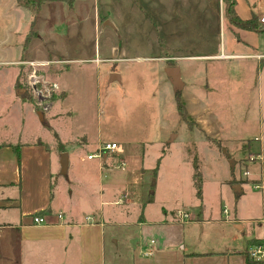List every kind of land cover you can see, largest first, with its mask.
<instances>
[{
  "label": "rangeland",
  "instance_id": "374dc122",
  "mask_svg": "<svg viewBox=\"0 0 264 264\" xmlns=\"http://www.w3.org/2000/svg\"><path fill=\"white\" fill-rule=\"evenodd\" d=\"M94 1L100 17L114 19V27L103 28L104 23L95 26ZM85 4L87 19L84 12L72 15L64 0H44L35 18L16 0H0V111L9 99L4 91L19 70L15 62L42 51L58 61L46 69L47 64L20 69L19 79L25 78L29 87L27 96L36 104L28 85V76L35 70L48 79L56 75L77 87V93L70 92L65 100H60L59 91L52 92L50 114L37 106L42 116L46 113L45 121H40L42 139L55 145L57 156L64 148L70 156V168L65 172L61 169V176L57 170L54 176L56 197L69 204L72 195L82 214L104 208L108 232L123 238L117 247L126 253L121 264H130L127 242L136 235L129 222L141 214L150 220L175 219L180 217L178 212L193 211L196 217L215 222L203 225V230L208 228L216 238L213 247L228 245L229 232L242 238L237 245L242 244L245 235L241 230L230 223L227 233L222 234L220 224L241 220L252 237L254 226L264 219V55L257 56L264 54L262 35L230 23L220 0L208 3L207 8L201 4L194 15L178 18V27H194L196 36L197 31L203 32L199 43L185 42L181 36L185 47L170 50L175 60L166 63L180 66L185 88L178 91L183 93L192 120L189 125L179 120L163 63L150 59L164 52L156 44L162 27L160 7L153 8V0H89ZM239 4L240 16L256 15L260 21L264 17V0H239ZM190 27L185 34L192 32ZM34 29L43 38L35 40L37 47L28 48V41L39 36ZM240 35L243 40L246 35L255 48H248L239 40ZM205 39L210 44L208 51L200 48ZM113 46L116 50L112 52ZM105 51L116 57L114 62L100 60ZM206 51L248 56L188 57ZM111 68L122 78L110 82ZM199 117L204 124L197 122ZM84 139L88 140L82 148L85 151L75 149ZM111 141L119 144L117 155L103 167L99 158H87L100 142ZM123 154L138 158L131 157V164L139 166L142 161V170L133 171L130 162L124 165L119 160ZM82 155L85 161L80 160ZM195 162L202 172V198L195 185ZM245 171L249 172L246 176ZM231 183L241 184L242 194L237 195ZM257 183L261 188H256ZM115 217L119 225L114 224ZM114 249L108 241V264H113Z\"/></svg>",
  "mask_w": 264,
  "mask_h": 264
},
{
  "label": "crops",
  "instance_id": "0c3cea01",
  "mask_svg": "<svg viewBox=\"0 0 264 264\" xmlns=\"http://www.w3.org/2000/svg\"><path fill=\"white\" fill-rule=\"evenodd\" d=\"M64 1L67 2L72 15L75 12L78 14L84 12L83 15L86 19L88 18L85 3L89 0H74L71 5L68 0ZM212 1L216 2V0H153V4H151L155 9H157V6L160 7L162 27L160 37L157 36L158 41H156V44L157 48L160 47L164 52L160 50L161 55L150 59L163 63V69L166 70V77L171 83L174 97L178 90L185 88V83L182 80L179 64L178 66H166L167 61L175 60L170 50L180 51L181 48L185 47L184 42L181 41V36H184L185 42L199 43L203 34V32L197 31L199 36H196L194 27H178V25H181L177 23L178 18L181 20V16H192L195 8L199 10L201 4L207 8L208 3ZM94 3L95 26L104 23L103 28H105L109 26L105 23L111 22L114 27V19L107 16L101 18L96 1ZM219 5L223 6L224 10L223 0H220ZM239 6V0H237V13H239ZM241 18L248 19L249 17L243 15ZM189 27L192 32L185 34ZM35 31L39 33V36L37 35L38 39L31 38L27 43L28 48L34 45V47H37L38 44H35V40L43 38L37 29ZM244 36H242L243 40L240 35L239 40L244 42L248 48H255L256 45L252 41H248L246 35ZM204 41L202 47L200 46L201 50H207V48L209 50L210 44L206 39ZM58 48L61 49V47ZM114 50H116L115 46H113L112 52ZM207 51L188 57L220 59L221 57L240 58L248 56L247 53L218 54ZM65 52L67 56H71L70 52ZM98 53H100V47ZM107 54L109 53H106L100 60L106 63L114 62L116 57L111 52L110 55ZM263 55L258 54L257 56L260 58ZM65 60L78 59L66 57ZM262 60L263 58H261ZM57 61V58H49L45 51L32 58L23 57L21 61L15 62L19 65L18 73L13 84L9 86L7 91H4V96L9 97V99H6L7 106H3L0 111V264H108L106 259L108 241L116 247L114 249L115 259L113 264H121L122 255L126 253L124 254L117 247L123 238L117 232H108L104 208L102 207L100 211L93 210L88 214L83 213V215L78 204L72 200V195L68 199L69 204L63 203L62 198L58 200L56 197L54 176L57 175V170L59 171L58 175L61 176V155L65 150H59V156H57L54 151L55 145H50L42 139L40 121L45 119L46 113L48 114L52 108L45 114L43 113L44 116H42V112L35 104L34 98L27 96L29 87L26 86L24 77V79H19L21 74L19 71L24 68L29 69V66H32L31 62L38 64V67L47 64L45 67L43 65L46 69ZM172 68L179 69V87L174 84L175 78ZM109 74L111 76L115 75L114 81L117 80V77L120 78L121 76L122 78V75L112 68L109 70ZM49 78L59 84V92L65 96L60 100L68 98L70 92L77 93V89H75L77 87L74 84L65 82L56 75H51ZM87 78L90 79L89 76ZM18 83L23 86L18 87ZM83 86L85 88V85ZM197 122L204 124L201 117L198 118ZM87 142V139L82 140L81 143L75 145V149L80 148L85 151L82 148ZM72 143L74 144L76 141ZM15 145H20V157L14 149ZM92 153L94 152L88 153L87 158ZM116 153V151H110L105 154L104 158L100 160V168L107 164L109 159L115 158ZM131 157L123 154L119 160L124 165H128L130 162L129 165L133 167V171H141L143 162L139 161V166L135 163L131 164ZM133 159L138 160L137 157ZM133 159L132 161H134ZM80 160L85 161V156H80ZM70 163V156H68V169ZM83 184L86 185L87 182L83 181ZM185 212L190 215L188 219L184 217H176L175 219L161 217L150 220L141 214L135 219L136 221L129 222L134 235H136L133 239L129 238L127 242V255L130 264H250L246 260L245 253L251 248L248 244L251 237H249V233H247L241 220H223L220 224L222 225L220 233H227L228 224L233 223V227L241 230L245 235L242 244L237 245L242 238L229 232L228 245L216 248L212 246L216 241L215 236H211L212 233L208 232V228L203 230V225L215 222L203 219L200 215L196 217L197 213L193 211ZM34 214L44 216L47 223L34 224L32 219ZM59 214L62 217H59ZM117 217L114 218L115 225L120 224ZM222 227H225V229ZM203 232L205 234H201ZM252 234V237L264 241V219L254 226ZM152 240H154V243L151 242ZM148 252L151 254L145 255ZM262 260L261 263L251 264H264V253Z\"/></svg>",
  "mask_w": 264,
  "mask_h": 264
},
{
  "label": "trees",
  "instance_id": "16d2710c",
  "mask_svg": "<svg viewBox=\"0 0 264 264\" xmlns=\"http://www.w3.org/2000/svg\"><path fill=\"white\" fill-rule=\"evenodd\" d=\"M44 0H16V3L19 6H24L30 9L33 17H37L38 14L41 11L42 8V3ZM74 0H68L69 4L71 5ZM224 3V14L230 21V23L237 25L239 27L258 32L260 35L263 37L264 41V24L259 20L258 16L252 15L248 19H243L241 18L237 11H236V4L237 0H223ZM35 24V20H33V26ZM26 47V46H25ZM20 76V75H19ZM18 87H22L20 84ZM56 97V95H55ZM60 99H63L65 96L64 94L60 93L59 94ZM176 97V105H177V110L180 116V119L189 124L192 122L191 117L189 115L186 103L182 97L181 92H176L175 94ZM14 149L16 153L18 154V157H20V145H15ZM65 149H61V151H64ZM194 179H195V185L197 187V195L199 198H202V186H203V178H202V172L199 169V166L197 162L194 164ZM249 246H254V245H264V241L262 239H258L255 237H251L248 241ZM246 260L248 263H261L263 260H257L253 258L250 254L249 251L245 253Z\"/></svg>",
  "mask_w": 264,
  "mask_h": 264
},
{
  "label": "built area",
  "instance_id": "2783aa9c",
  "mask_svg": "<svg viewBox=\"0 0 264 264\" xmlns=\"http://www.w3.org/2000/svg\"><path fill=\"white\" fill-rule=\"evenodd\" d=\"M261 21L264 23V17L261 18ZM31 65L33 67L38 66V64L34 62H31ZM28 85L32 89L33 95L36 97V105L39 108L42 107L43 110L45 111H49V109L52 106L49 96L52 92L60 90L59 84L55 81L48 79L44 74L36 73V70H35L33 71V73H31L28 76ZM117 148H118V143L116 142H103L100 144L96 152L88 155V158L89 159L99 158L100 160H102L105 154H107L110 151H115ZM248 174L249 172L247 171L243 172L244 176ZM256 188H261V185L257 183ZM224 212L228 214V209L225 208ZM178 213H180L178 214L180 217H184L185 219H188L190 217V215L185 211L178 212ZM59 217H62V215L59 214ZM32 219H33L34 224L47 223L45 217L39 214H34L32 216ZM151 242L154 243V240H152ZM249 252L253 258L257 260H262L263 253H264V245L259 244V245L251 246ZM149 254L151 253L148 252L145 255H149Z\"/></svg>",
  "mask_w": 264,
  "mask_h": 264
},
{
  "label": "water",
  "instance_id": "95a60500",
  "mask_svg": "<svg viewBox=\"0 0 264 264\" xmlns=\"http://www.w3.org/2000/svg\"><path fill=\"white\" fill-rule=\"evenodd\" d=\"M106 25H109V26H113V24L111 23V22H106L105 23ZM179 69L178 68H172V72H173V76H174V78H175V85H176V87H179V71H178ZM116 77H115V75H112L111 76V80L112 81H114V79H115ZM120 78L119 77H117V80H119ZM61 166H62V171L63 172H65L67 169H68V154L67 153H65V152H63L62 153V155H61ZM233 189L235 190V192H236V194L237 195H240V194H242V192H243V189H242V187H241V184H239V183H235V184H233Z\"/></svg>",
  "mask_w": 264,
  "mask_h": 264
}]
</instances>
